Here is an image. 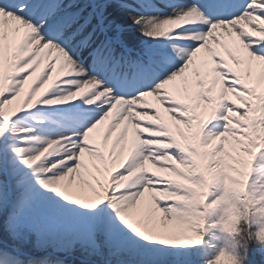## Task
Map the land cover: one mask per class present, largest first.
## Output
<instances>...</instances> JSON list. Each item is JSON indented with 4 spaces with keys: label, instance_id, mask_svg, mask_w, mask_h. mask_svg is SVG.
Returning a JSON list of instances; mask_svg holds the SVG:
<instances>
[{
    "label": "snow or ice",
    "instance_id": "snow-or-ice-1",
    "mask_svg": "<svg viewBox=\"0 0 264 264\" xmlns=\"http://www.w3.org/2000/svg\"><path fill=\"white\" fill-rule=\"evenodd\" d=\"M138 2L0 0V264H264V0Z\"/></svg>",
    "mask_w": 264,
    "mask_h": 264
},
{
    "label": "bare ground",
    "instance_id": "bare-ground-1",
    "mask_svg": "<svg viewBox=\"0 0 264 264\" xmlns=\"http://www.w3.org/2000/svg\"><path fill=\"white\" fill-rule=\"evenodd\" d=\"M81 2H84V0H81ZM127 5L131 6V8L135 9V12L128 11L121 9L117 6V4L113 5L109 10H108V16L110 20H116L117 22L120 23H128L129 22V17L131 15H134L136 12L139 13H144V9L139 6V4H130L128 2H124ZM162 11H169V9L164 8ZM124 37L125 39H128L131 44H137L142 37L138 36L137 33L135 32H126Z\"/></svg>",
    "mask_w": 264,
    "mask_h": 264
},
{
    "label": "trees",
    "instance_id": "trees-1",
    "mask_svg": "<svg viewBox=\"0 0 264 264\" xmlns=\"http://www.w3.org/2000/svg\"><path fill=\"white\" fill-rule=\"evenodd\" d=\"M238 240V243H243V240L242 239H237ZM26 250L29 251L33 256H37L40 254V252H44L46 250V252H52V249H43V250H38V249H35L33 248L31 245H28L26 247ZM57 253V252H55ZM65 254V253H64ZM51 258H53L51 256ZM55 260H67L69 262V264H72V260L74 258L72 257H69L65 254L64 257L60 256L59 258H53ZM250 264H262V258H261V255L258 253V250L257 249H252L251 252H250Z\"/></svg>",
    "mask_w": 264,
    "mask_h": 264
},
{
    "label": "rangeland",
    "instance_id": "rangeland-1",
    "mask_svg": "<svg viewBox=\"0 0 264 264\" xmlns=\"http://www.w3.org/2000/svg\"><path fill=\"white\" fill-rule=\"evenodd\" d=\"M124 37H126V36H124ZM125 40L128 42V44H129L130 47H133V48L136 47L137 44H131L128 39H125ZM258 165H259V167H258V173H257V175L258 176H262V175H264V161H259L258 162ZM209 235L211 237H213V238L219 237V243H221V244H225V243L231 244L233 242L238 243V240L237 239H242V234H241V235H237L232 240H226V238L223 237L222 234L220 232H218L216 229H211ZM44 252H46V250ZM52 252L53 253L57 252V254H62L63 256L65 255L63 252H60V251H54V250H52ZM40 253H42V252H40Z\"/></svg>",
    "mask_w": 264,
    "mask_h": 264
}]
</instances>
